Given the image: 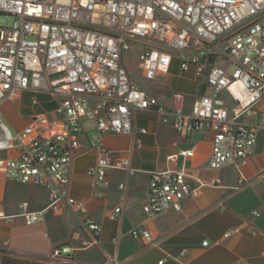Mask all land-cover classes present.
<instances>
[{
  "label": "built area",
  "instance_id": "built-area-1",
  "mask_svg": "<svg viewBox=\"0 0 264 264\" xmlns=\"http://www.w3.org/2000/svg\"><path fill=\"white\" fill-rule=\"evenodd\" d=\"M0 13L12 20L0 24V153H6L0 156V170L10 180L48 190L43 210L20 204L31 223L43 220L45 210L73 211L90 234L81 246L99 245L101 224L71 194L73 162L85 152H97L88 169L95 176L97 198L105 196L102 188L110 184L109 169L134 174L130 158L110 159L103 138L105 132L147 133V128L135 126L138 111L159 114L178 133L210 131L212 168L248 164L264 130V0H0ZM134 49L146 80L168 75L177 60L181 71L193 69L208 91L194 95L188 110L182 91L171 93L170 106L161 103L133 80L126 53ZM23 91L32 93V104L39 103V94H47L55 106L15 129L1 105ZM256 177L264 178V171ZM248 182L241 174L238 187ZM220 183V178L194 181L183 169L154 170L143 209L149 218L170 208L181 210L185 197ZM108 216L121 220L122 207ZM11 218L0 211V219ZM236 231L230 228L224 236ZM131 234L147 248L160 245L143 223ZM72 249L68 243L57 244L48 259L72 262ZM122 263L109 254L104 262Z\"/></svg>",
  "mask_w": 264,
  "mask_h": 264
},
{
  "label": "crops",
  "instance_id": "crops-1",
  "mask_svg": "<svg viewBox=\"0 0 264 264\" xmlns=\"http://www.w3.org/2000/svg\"><path fill=\"white\" fill-rule=\"evenodd\" d=\"M168 76L174 81L175 91L187 94V110L194 95L208 91L193 69L175 73L171 67ZM153 94L170 106L171 94L162 91ZM38 98L39 103L32 104V93L23 91L17 99L5 101L1 111L8 124L21 129L36 113L54 108L55 103L47 94H39ZM261 105L264 106V102ZM135 126L147 128L148 132L104 133L103 141L110 159L128 157L136 171L129 175L124 169H109L110 184L101 187L105 190L103 198L95 197V176L88 172L96 162L97 152H85L73 162L71 194L85 202L90 216L101 224L97 246H81L82 239L90 238V234L81 217L73 211L55 214L45 210L43 220L31 223L22 213L20 204L26 202L30 211L43 210L49 203L48 190L10 180L0 170V211L12 216L9 221L0 219V264H104L107 254L115 255L122 264H264V178L256 177L264 171V130L258 135L247 165L229 164L215 169L209 165L210 131L178 133L162 122L159 114L147 111L136 113ZM82 146H87L86 138L82 139ZM189 150H193L191 155L182 153ZM5 155L0 153V156ZM160 169H183L194 181L210 182L220 178L221 183L204 185L196 195L185 197L181 210L170 208L149 218L143 204L151 172ZM241 174L250 182L238 187ZM121 183L126 184L124 189ZM118 205L122 207L121 220H112L109 211ZM254 210L260 215L254 216ZM140 223L160 241L159 247L147 248L143 241L132 236L131 229ZM230 228L237 231L225 237L224 233ZM114 238H118L117 242ZM204 240L208 245L203 244ZM62 243L73 248L72 262L48 259L55 245ZM183 249L186 252L182 255Z\"/></svg>",
  "mask_w": 264,
  "mask_h": 264
},
{
  "label": "rangeland",
  "instance_id": "rangeland-1",
  "mask_svg": "<svg viewBox=\"0 0 264 264\" xmlns=\"http://www.w3.org/2000/svg\"><path fill=\"white\" fill-rule=\"evenodd\" d=\"M11 22L12 20L8 16H6L4 13H0V24L8 25ZM138 54V49H134L126 53V63L131 71L133 80H135L141 88L149 90L153 93L162 91L167 94H171L172 92H174L176 87L174 81L171 79L170 76H163L157 82L148 81L142 76L141 71L138 68ZM172 70L175 73H182L179 66V62L177 60L173 62ZM91 133L92 132H90V134Z\"/></svg>",
  "mask_w": 264,
  "mask_h": 264
}]
</instances>
